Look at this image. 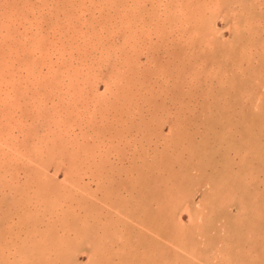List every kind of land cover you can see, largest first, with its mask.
Returning <instances> with one entry per match:
<instances>
[{"label":"rangeland","instance_id":"rangeland-1","mask_svg":"<svg viewBox=\"0 0 264 264\" xmlns=\"http://www.w3.org/2000/svg\"><path fill=\"white\" fill-rule=\"evenodd\" d=\"M0 264H264V0H0Z\"/></svg>","mask_w":264,"mask_h":264}]
</instances>
